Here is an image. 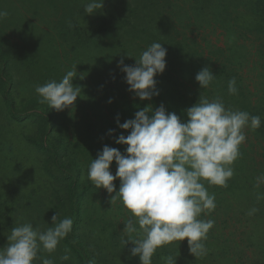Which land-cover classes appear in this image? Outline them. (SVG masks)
<instances>
[{"label":"trees","instance_id":"16d2710c","mask_svg":"<svg viewBox=\"0 0 264 264\" xmlns=\"http://www.w3.org/2000/svg\"><path fill=\"white\" fill-rule=\"evenodd\" d=\"M86 3L0 0V10L8 13L0 20V248L7 245L13 227L30 222L43 231L57 214L58 220L71 218L73 229L56 252L41 253L56 264L93 259L95 264H131L139 259L131 255L132 244L122 243L130 213L120 200L110 203L114 193L91 185L90 162L105 145L125 153L126 146L115 143L119 135H128L117 126V118L121 124L133 119L138 107L163 104L186 122L185 110L200 96L219 97L228 109L261 117L260 128L245 129L256 148L252 142L241 145L227 187L205 182L216 203L200 217L215 221L205 242L208 254L195 259L187 240L176 241L158 249L153 264H163L161 257L168 255L178 256L177 264H264V200H257L264 194V183L257 187V178L264 176V96L261 110L254 109L232 63L235 54L247 60L250 51L239 49L227 57L210 40L215 31L226 39L245 30L257 32L255 52L263 59L264 0H105L92 16L84 13ZM153 42L167 49L166 69L155 77L159 95L142 102L129 92L118 65L123 58L125 65L134 66ZM74 66L78 75L73 83L82 94L77 113L67 118L39 103L35 87L61 80ZM206 66L216 79L201 89L195 76ZM233 78L235 95L228 92ZM116 169L113 162V175ZM114 184L118 191L120 181ZM253 207L259 211L247 215ZM65 247L71 259L61 262Z\"/></svg>","mask_w":264,"mask_h":264},{"label":"clouds","instance_id":"9594fccd","mask_svg":"<svg viewBox=\"0 0 264 264\" xmlns=\"http://www.w3.org/2000/svg\"><path fill=\"white\" fill-rule=\"evenodd\" d=\"M104 2L87 0L84 13L95 15L103 9ZM7 14L0 10V20ZM166 55L163 44L153 42L135 59L134 66L120 60L118 67L134 98L143 102L159 95L155 77L165 71ZM77 75L74 66L61 80L37 85L38 102L56 111L72 107L82 94L81 86L73 83ZM215 79L207 66L195 76L201 89L208 88ZM228 92L237 94L235 78L228 82ZM185 114L186 122L175 112H168L163 104L155 109L149 104L138 107L134 118L122 124L117 118V126L128 135H119L115 143L126 146L125 153L105 145L88 167L91 185L114 193L110 203L120 200L130 213L124 222L126 238L122 243L125 247L129 243L134 246L131 255L138 257L140 264H153L157 250L176 241L187 240L189 253L195 259L208 254L205 242L215 221L200 217L213 211L216 203L205 182L208 186L227 187L235 174L232 165L246 141L245 129H258L262 123L259 115L226 108L219 97L209 100L200 96ZM113 162L117 166L115 175L110 171ZM115 180L120 181L118 191ZM260 183H264V176L257 178V187ZM257 200H264V194H258ZM258 211L253 207L247 215ZM72 229L73 220H58L57 214L43 231L30 222L19 224L11 229L7 245L0 248V264H34L36 260L40 264H56L41 253L56 252ZM177 258L161 257L163 264H177ZM59 259L69 261L71 250L65 247ZM88 264H95V260Z\"/></svg>","mask_w":264,"mask_h":264},{"label":"rangeland","instance_id":"374dc122","mask_svg":"<svg viewBox=\"0 0 264 264\" xmlns=\"http://www.w3.org/2000/svg\"><path fill=\"white\" fill-rule=\"evenodd\" d=\"M243 32L244 33H239L238 37L236 38L233 36L234 38L226 39L229 36L225 37V34L222 36L220 31H215L211 33L212 37H210V40L214 44H217L219 47L223 48V51L227 57H230L232 52L235 53V51L239 49L242 50L244 48L245 50L250 51V56H248L247 60H241L237 58L238 55L235 54L232 58V63L235 65L237 72L241 76V85L243 91L250 93L252 96L251 101L253 108L261 110L258 106L261 105L264 96V58L260 59L257 56L258 53L255 52L256 48L259 49L260 45V42H256V38L254 36L257 32H251V30H245ZM233 39H239L236 40L237 44H230L231 40ZM229 45H231V48H229ZM237 47L238 49H236ZM77 110L78 108L76 101L72 107L64 109L63 113H65L66 117L69 118L68 116L71 114V112L76 114ZM247 130L249 131L250 129ZM248 135L249 134L246 133V141L244 143L246 145H248L250 142L255 143L253 135L251 137H248ZM256 144L257 143H255V148ZM257 148L258 149L256 150L258 152L261 151L260 145H258ZM254 157L257 159V155H254ZM131 264H140V261L139 259H132Z\"/></svg>","mask_w":264,"mask_h":264}]
</instances>
